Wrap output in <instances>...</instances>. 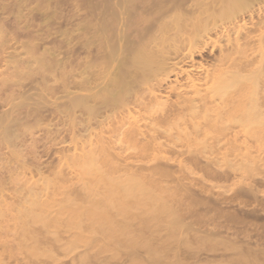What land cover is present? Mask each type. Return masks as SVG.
Wrapping results in <instances>:
<instances>
[{"label":"rangeland","instance_id":"obj_1","mask_svg":"<svg viewBox=\"0 0 264 264\" xmlns=\"http://www.w3.org/2000/svg\"><path fill=\"white\" fill-rule=\"evenodd\" d=\"M102 1L0 0V264H134L149 256L148 245L160 248L167 244H174L172 251L178 247L174 253L181 262L173 253L160 264H232L243 254H250V258L256 254L252 263L264 264V252H259L264 247V125L251 126L249 133L245 127L232 124L248 106L254 82H240L238 93L232 96L236 99L234 105L214 99L222 109L212 102L213 98L204 96L203 88L204 97L197 94L201 100L195 101L196 112H191L188 101V96H197L193 87L190 89V77L201 81L224 69L248 72L261 63H256L264 59L257 40L264 28L252 24L264 20V0H256L252 9L242 12L251 14L253 10V23L247 20L250 16L244 15L245 19L240 17L242 13L237 14L239 24L247 20L252 27L242 52L237 46L244 43V38L238 43L234 39L235 47L218 41L219 34L226 35L228 24L237 21L235 18L224 17L223 23L213 16L216 18L214 22L210 19L211 27L205 34L201 36L197 30L192 33L193 18H204L209 13L197 6L191 15H185L188 22L184 21L186 27L183 25L178 42L181 47H167L160 68L145 75L143 81L147 82L138 76L121 101L104 97L111 88L114 68L130 55L105 48L118 43L115 35L120 21L126 20V26L127 21L132 23L131 29L127 26L126 41L133 45L153 32L148 28L152 22L163 23L165 15H177L181 10L164 11L174 0H167L166 7V0H146L145 7L128 0L120 16L117 0H111L115 7L109 9L106 1L109 6L113 2ZM182 1L189 4L186 6L193 2ZM97 4L103 6V11L96 9ZM185 5L178 9L185 11ZM154 6L164 9L160 12ZM151 7V13L159 15L153 18L159 21L152 20ZM88 8L100 11L97 17L94 11V17H90ZM139 8L148 15L138 14L135 9ZM112 9L115 15L117 10L119 19L109 16L117 23L107 17ZM105 16V20L112 21H104L105 33L114 32H110L111 37L108 33L93 36L90 32L97 33V28L93 29L92 21L96 20L97 27L96 23L101 22L97 18ZM138 17L146 18L141 20L142 25L134 21ZM133 23L138 27L134 28ZM225 24L220 31L222 27L218 26ZM201 61L205 63L198 66ZM258 84L264 88V82ZM182 91L189 93L184 96L179 94ZM85 94L88 110L74 104V99ZM261 99L264 110V96ZM227 109L228 119L227 113L223 121L217 119V114ZM214 113L217 120L212 118ZM87 152L98 159L96 169L103 177L84 174L81 166L71 162V157ZM110 179L117 182L109 184ZM133 183L157 196L143 205L145 209L138 210L130 200L127 203L128 207L134 206L129 208L134 216L129 212L124 217L116 216L115 204L110 209L114 215L108 214L104 220H87L80 213L78 226L71 225L69 215L77 204L81 208L87 203L88 208L101 203L110 207L101 202L103 192L116 187L123 193ZM250 185L257 190L254 194L246 192ZM110 199L107 201L116 203ZM69 200L76 205H70ZM22 206L46 219V223L22 216ZM252 211L263 216L253 215ZM153 212L157 219L149 217ZM174 215L179 223L171 224ZM117 228L134 234L133 244L132 240L124 244V234L109 233ZM223 237L243 239L246 244L245 239H249L252 244L248 241V246L261 248L247 252L249 248H240V243ZM145 241L150 244H142ZM161 253L162 257L165 252ZM143 264L148 263L144 260Z\"/></svg>","mask_w":264,"mask_h":264},{"label":"bare ground","instance_id":"obj_2","mask_svg":"<svg viewBox=\"0 0 264 264\" xmlns=\"http://www.w3.org/2000/svg\"><path fill=\"white\" fill-rule=\"evenodd\" d=\"M104 1H106V0H104ZM109 1L110 2H113L111 0H109ZM117 1L118 2H115V3H117L116 5H117V8H118V13L121 16V14H122L121 7L124 6V4H126V2L128 0H117ZM130 1H133V2L137 1V2H139V4L141 3L140 4L141 6L140 5L138 6V3H136L138 7H143V6L145 7V6L148 5V3L146 2V0H145V2H143L144 0H142V1H139V0H130ZM130 1H129V3H130ZM152 1L153 0H151V2ZM154 1H153V3H154ZM186 1L191 2L192 0L191 1L190 0H186ZM215 1H218V2H215ZM255 1L256 0H193V2H191L192 4H190V6H186V5H189V4H186V3H185L186 5L183 4V1L182 0H180V2H179V0H177V1L174 0L173 1L174 2V5L173 6H176L177 8L176 7H173L171 5V3L173 4V2H170L171 8L170 7H167V10H164V11L167 12L170 9H175V10L177 9L179 11L181 10V12L177 13V15L174 14V15H172L170 17H169V15H165V18H163L161 20V22H163V23H159L158 22V24L156 25V24H154L152 22L148 26V28H150V30H153V32L150 33L148 31L150 33V34L148 33L149 34L148 36H146L144 39L138 40L133 45H130L126 41L127 40V36H126L127 26H129L130 28L129 27L128 28L131 29L132 23L131 22L129 23V21H130L129 20V21H127V26H126V20L124 22L123 21H120V24H119V27H118V32L117 33L115 32L118 35H115L114 34L115 36H117L119 38L118 39V43L115 41V43H112L111 45H108L105 48L109 52H112V53L113 52H116V51H125V52L130 53V55H129L128 59H124V60L121 61L120 66L114 68L113 73H112V76H111V82H110L111 88H109L108 93L105 94L104 97L107 98V99H112L114 101H119V100L121 101L122 100V97H123V93L126 92V91H128V88L131 87V82L137 81L138 76L141 75L140 76V79H141L142 82H147V80L146 81H143L145 79V77H146L145 75L146 74H152V72H155V71H157L158 68H160L161 62L165 59V55H166V52H167V47H170L171 46L172 48H176V49H178V48L181 47L178 42L180 40V36L183 34V31H184L183 30V25H185V27H186V23L184 24V21L188 22L187 21L188 18L185 17V15H187V14L188 15H191L193 13L194 9H196L197 6H202V8L206 9V11L209 12V13H207L204 18H199V17L193 18V22H194L195 26L197 27V29L194 30V27L195 26H193L192 33L195 32L194 34H196V30H197V32L200 33V34L199 33L198 34L201 35V36L203 35V32L205 34L206 31L208 29H210L209 27H211L210 26V23H209L210 22V19L213 20L214 18H216V17L213 18V16L220 17L221 18V22H223L222 20L224 19V17L225 18L227 17L229 20H233L235 18V19H237L238 22L237 21H235V22L234 21H232V22L229 21V23L231 22L230 23L231 25L228 24V26H230V27H227L226 30H224V27H222V26H226V24L225 25H219V26L217 25L219 28L222 27V29H220V31L224 30L226 32V35H225V32H223L225 36H223L222 34H219L217 32V34L220 35V40H218V41L221 42L222 44H223L224 41L226 43L228 42L229 47H230V44L235 47V41H234V39L238 43V42H240L239 39L244 38V43L242 41L243 44L237 46L238 52H240V51L242 52V50L244 49L243 45L246 44V40L245 39H247V36H248V34L250 32V29L252 28L249 25L251 23H253V22H251L252 16L254 14L253 13V10H251V14L250 13L249 14H244V15L250 16L249 18L247 17L248 18L247 20H248V22L250 24H248L247 20L245 21V23H243V19H242V23L243 24H239L241 22V21H239V19H241L240 17L243 15V13H245V11H247L246 9H248V8H251L252 9L253 3ZM101 2H103V1L101 0ZM106 2L108 3V5H107V8L108 9L111 6L113 8L115 7L114 6V2L110 6H109V2L108 1H106ZM166 2H167V0L165 2L163 1V3H165V6H163V7H166ZM160 3H162V1ZM175 3H178V5H176ZM179 3L181 5H179ZM92 4H93V2H92ZM182 5H185L186 6V8L184 7L185 8L184 9L185 11H182L183 9H180V8L178 9V7L179 6H182ZM97 6H98L97 8L94 7L93 5H91L90 7H94L96 9H101V11H103L102 10V7H103L102 5H101L102 7H100L99 4H97ZM159 6H161V5H158V7ZM168 6H169V4H168ZM105 7L106 6H104V8ZM128 7H132L133 8V6H131V5L128 6ZM160 8H161L160 10L163 11L164 8H162V7H160ZM182 8H183V6H182ZM90 9L91 8H88V10L90 12V17L93 16V15H95V14L98 15L97 12H100V11H95L96 9L95 10H92L91 9V11H90ZM149 9L150 8L148 7L147 10H149ZM153 9L154 8L151 7L150 13H151V11ZM155 9L159 10L157 7H155ZM104 10H106V9H104ZM112 10L113 11L110 14L107 13L108 16L106 15L108 17V19H111V17L113 15H115L114 9H112ZM132 10H134V8ZM92 11H94L95 13H92ZM115 11H116V15H115L114 19H116V18L119 19L118 14H117V10H115ZM125 11L126 10L124 9V13H125ZM135 11H138L137 12L138 14L141 13L140 8H139V10L135 9ZM162 11H160V12H162ZM238 12H239V14L243 12L240 15V17L237 16ZM249 12H250V9H249ZM91 13L93 15H91ZM199 13H201V12L199 11ZM141 14L148 15L147 12L146 13L144 12V13H141ZM151 14H152L151 15L152 18L153 17L155 18V16H159L158 14L157 15H154L153 13H151ZM203 14H205V13H203ZM129 15L130 14L127 12V16H129ZM197 15H199V14H197ZM106 16L103 19H101V17H100V19L97 18L99 21H101L100 23L99 22L96 23L98 25L97 27H94V21H96V20L95 19L94 20L91 19V20H93L92 21L93 29L96 30L95 28H97V33L90 32L93 29L90 30L88 28L90 30V31L89 30L88 31L93 36H95V37L103 36V34L106 35V33H108L107 36H109V35L112 34L110 32H114V31H110L109 32V30H108L105 33L103 27H106V26H103L104 23L106 21H107V23L108 22L115 21L114 19L113 20L111 19L112 21L111 20H105V19H107ZM138 16L140 17V15H138ZM151 16L149 14L148 18L149 17L151 18ZM139 17L136 20H134V21L135 22L140 21L141 22V25H142V22L145 21L146 18H144L145 19L144 20V19L139 18ZM192 17H194V15ZM154 18L152 20L159 21L158 19H154ZM186 18H187V20H186ZM245 19H246V17H245ZM141 20H143V21H141ZM182 22H183V24H182ZM213 22H214V20H213ZM115 23H117V21H115ZM128 23H129V25H128ZM226 23H228V22H226ZM133 25H135V24L133 23ZM252 25L258 27L259 29L260 28H264V20L263 19H259L257 22L253 23ZM137 27H138V24H136L134 28H137ZM142 27H144V26H142ZM157 31L159 32L158 35H156V32ZM230 31H231V33H230ZM263 31H264V29H263ZM145 34L146 33H144V35ZM204 36H207V35H204ZM109 37H111V36H109ZM232 41H234V42L232 43ZM116 43H117L118 46L115 45ZM257 43H258L259 52L261 51L262 54H263L264 51H263L262 48L264 47V33L257 40ZM225 46H226V44H225ZM225 46H224V48H225ZM219 51H221V50H219ZM201 57H202V59L204 58L203 55ZM216 58H213L212 60H214ZM260 58L263 59V56L260 57ZM216 60L220 61L221 59L218 58ZM259 62H261V63H259ZM204 63H205L204 61H201L200 63H198V66H201V64H204ZM256 63H259L260 65L258 64V66H256L257 65L256 64L255 67H253L252 69H250L248 72H241V71H238V70H231V69H226L225 70L224 69V70L220 71L217 75L213 76L212 78L211 77L208 78V75H206L207 78L205 80H203L204 79L203 78L201 80L202 83H200L201 81L199 79H195L193 77H190L189 78V81H188V82H190V89H192V87H193L194 92L196 93V95L198 94L199 96H201L202 93H201V90L200 89L203 88V92H205L204 96L207 95L209 98H213L212 99V102L213 103L215 102L216 105H217L216 101L218 99L219 100H225L226 103H227V101H229V103H231V105L232 104L234 105V103L236 102L234 100H236V99L233 98L232 96L234 95L235 92L238 93L237 86L238 85L240 86V82H254V87L252 88V91L249 93L248 106H246V108L244 109V111L242 112V114H240V116L238 115V117H235V119L232 118V119H234V120H232V121H234L232 124H234V123L237 124V125L239 124L240 126H243V128L245 127L246 132H249L248 130L253 125L257 126V128H259V126L264 125V110H263V102L261 101L262 100L261 97H263L264 95L263 96L260 95L261 94V90H264V88H262L261 85H259V84L257 85V82H264V59L263 60L258 59V62H256ZM134 74H135V76H133ZM131 76H133V77H131ZM209 82H213V83H209ZM180 93L182 95L183 94V91L182 92H179V94ZM188 93L189 92H187V93H185L183 95L185 96ZM198 95L196 97H198ZM204 96H201V97L203 98ZM188 97H189L188 98V101L190 103V110H191V112H196L198 110V108H197L198 106H196V105H198V104L195 101L201 100L200 99L201 97H198V98H196V97L193 98V96L192 97L191 96H188ZM228 97H229V99H232L231 102H230L229 99L228 100L225 99V98H228ZM219 100L217 102H220ZM237 100H239V99H237ZM74 104L81 105L85 109L88 110V94H85V95H83V96H81L79 98L74 99ZM223 106H225V105L223 104ZM217 107H219V108L222 109V104H220V105L218 104ZM200 108H201V106H200ZM224 108L225 107H223V109ZM216 112L217 111L215 110V113ZM215 113H214V115H212L213 116L212 118L215 119V120L221 118L222 121H223L224 120L223 118L225 117L224 114L227 113V115H226L227 118H225V119H228V113H230V112L227 109V110H224L221 113H218L217 115H220V116L217 119L215 118V116H216ZM223 115H224V117H223ZM241 144H242V142H241ZM247 148H249V150H250L249 145L248 146L245 145V149H247ZM96 159L97 158L94 155H92V154L88 155V152H87L85 155H83L81 157H76V156L71 157V162L73 164H76L77 166H81V168H83V173L84 174L96 173L100 177H103L102 172L98 168L96 169L97 163H98L97 162L98 159L97 160ZM262 160H264V159H262ZM262 160H259V162L262 161ZM250 161H251V159H250ZM107 182H109V184H110L111 182H115L116 183L117 181L114 180V179H110V180H107ZM111 185H114V184L112 183ZM111 185H109V186H111ZM116 186H118V185H116ZM247 187L248 186H246V188ZM125 189H127V190H124L123 193H120V191H117L118 189L116 187L115 188H111V189L108 188L107 193H104L103 192V195L104 196H102V197H104V199L101 200V202L102 201H105V203L107 202L110 205V207L108 205H104V203L103 204L101 203L100 206H95V207L91 206V208L89 206V208H88V203H87V204H85V206L83 208H81L80 207L81 204L77 207L78 204L76 205V203H74L73 201L69 200L70 205L71 204L72 205H76L75 208H72L71 209L72 210V212H70V213H72L71 216L69 215V217H71V219L69 218L71 220L70 222H73V223H71V225H75V223H76V226H78V222L79 221H77L76 219H78V216H79L80 213L81 214L82 213L85 214L86 217H87V220H88V218H89V220H97V219L104 220V219H106L108 217V214L109 215L111 213L113 214V212H111L110 209H111V207L112 208L115 207V204H116V207H115V215L116 216L119 215L120 217H124V215L127 212H129L130 215L132 213L131 216H134V213L135 212L133 213L132 211L129 210V208H131V209H135V208H134V206H132L133 208L131 206L128 207L129 205H128L127 202H130V200H131V202H133L134 205H137L138 206V210H140V209L142 210V209H145V206H143V205L146 202H150V201H152V199H156V197H157V196L154 195L153 192H150L149 190H146V189H144L142 187H139L136 183L131 184L130 186L126 187ZM255 190H256L255 187L253 185H250L248 187V189L246 190V192L248 191V192H250V194L251 193L254 194L257 191V190L255 191ZM121 191H123V189ZM86 198H87V196H86ZM110 198H114L116 203H113L112 201L108 202L107 200L110 199ZM110 200H112V199H110ZM33 201L34 200H32V202ZM97 204H100V203H97ZM137 206H136V209H137ZM79 208H81V210ZM254 209H255V211L257 210V212H258V209H256V208H254ZM255 211H252V214L253 215L257 214ZM19 212L21 213L22 216H29L30 215V216H32V219H37L36 221H38V222L39 221H43V223H46L45 222L46 219H43L38 214L37 215H34L35 213L32 210H29L26 206H22L19 209ZM31 212H32V215H31ZM248 212H251V210L250 211L248 210ZM259 212H261V211H259ZM136 214H138V213L136 212ZM174 214H175V211H174ZM259 215L260 216H263L262 214H259ZM175 216L176 215H174L173 217H175ZM177 216H179V215L177 214ZM177 216L174 218V221H171L170 222L171 224H174L176 222L179 223V221H177V219H178ZM58 217H60V214H59ZM58 217H56V218H58ZM149 217L152 218V219H157V216H156V213L155 212L151 213L149 215ZM22 218H24V219H22ZM22 218L19 217L20 220H25V217H22ZM51 218L54 219L53 217H51ZM72 219L76 220L77 222H74V220H72ZM113 232H115L117 235H121V236H122V234H124L123 235V238H125V239L127 238L128 239V240L126 239L127 243L124 242V244H128L129 241H131V240L132 241L130 242V244H133V241H134V237L133 236H134V234L130 233L129 230H127L125 228H117V229H113V230L109 231V233H113ZM173 232H175V229L171 230V233H173ZM218 233H219V231H218ZM228 238H230V237H223L222 239H225L226 240ZM245 240L247 241V244H246V242H243V239H242V241H240V239L239 240H237V239L236 240L235 239L232 240L231 239L232 242L235 241L236 243H240L239 244V247H240V245H243L244 248L246 247L245 250H247V248H249L247 250V252H250V250H252L251 252H253V250L256 249V248H254L255 246L253 248L251 246H248V241H250V240L249 239H245ZM226 241H229V240H226ZM251 242L252 241H250L249 243H251ZM120 243L123 244L122 242H120ZM242 243H244V244H242ZM257 243H255V244H257ZM142 244H150V243H148L147 241H145ZM258 244H260V243H258ZM159 245H161V244H159ZM169 245H170L169 248H171V247H173L174 244H169ZM169 245L167 244V246L164 245L163 247H160V248L159 247L157 248V246H154L152 248L151 245H148L149 247H147V248L149 250V256L146 257L148 259H146V258L145 259L142 258V259H144L145 260V263H148V264H149V262H150V264H151V262L153 264L154 263L158 264L159 261H160L159 264L161 262H164L165 261L164 258L167 259V257H169L171 254H173L175 251L176 252L179 251L177 249L178 247L175 248L176 250L173 248V251H172V248L171 249L167 248ZM243 246H242V248H243ZM239 247H237V249L239 250V253L242 254V252H240ZM234 248L236 249V246ZM258 248H261V246H259V247L257 246V249L255 251H257ZM166 249L167 250L169 249L172 252L171 251L170 252L169 251H166ZM261 249L262 250L259 249V252H262V251L264 252V247H262ZM161 251H163V252L166 253V254L165 253L163 254V256H164V257L162 256L163 258L161 257V255H162ZM241 251H243V250H241ZM257 252H255V253H257ZM168 253H170V254L168 255ZM177 254L178 253H174V255H176L177 258H178V255ZM165 256H167V257H165ZM249 256H250V254H248V256L243 254V256H240L237 261H234L233 260L234 262L232 264H253L252 263V260L255 259L257 256H256V254H254L252 257H254V256H256V257L253 258V259H252V257L250 258ZM178 259L181 262V259L180 258H178ZM178 259H177V261H178ZM138 260L139 259H137V262H134V264H141L142 262L144 263V260H141V261H138ZM146 260H148V261L146 262ZM177 263H179V262H177ZM228 263L230 264L231 261L228 262Z\"/></svg>","mask_w":264,"mask_h":264}]
</instances>
